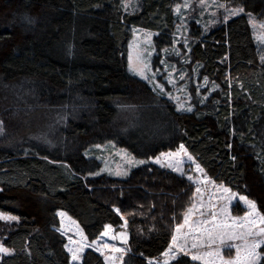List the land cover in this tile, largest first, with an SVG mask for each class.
<instances>
[{"label": "trees", "instance_id": "trees-1", "mask_svg": "<svg viewBox=\"0 0 264 264\" xmlns=\"http://www.w3.org/2000/svg\"><path fill=\"white\" fill-rule=\"evenodd\" d=\"M178 1L140 0L127 13L121 0H0V213L17 218L0 221V243L11 249L0 264H69L57 212L89 243L125 218L122 264L160 261L193 185L148 164L124 178L98 174L100 162L85 155L98 146L146 161L183 145L213 183L264 214V63L246 15L264 19V0H218L245 14L207 30L191 23L189 66L215 88L193 95L190 112L131 75L125 57L132 28L154 33L158 53L173 47ZM59 109L67 119L54 140L29 141L34 117ZM81 264L104 262L86 250Z\"/></svg>", "mask_w": 264, "mask_h": 264}, {"label": "rangeland", "instance_id": "rangeland-1", "mask_svg": "<svg viewBox=\"0 0 264 264\" xmlns=\"http://www.w3.org/2000/svg\"><path fill=\"white\" fill-rule=\"evenodd\" d=\"M139 1L140 0H121V5L125 12L133 13L137 9ZM238 9H241V7L226 6L218 0H203V2L202 0H179L174 8V12L178 18V26L175 31L174 45L171 49L163 50L158 53L153 46V38L155 36L154 33L135 28L130 30L131 37L125 48L126 66L128 72L142 82L148 84L154 91L164 96L176 107L178 111L190 112L188 109H191L192 111L193 108L191 107V100L193 97L201 90L207 89V93H209L215 88V86L204 78L198 79L195 67L189 66L190 62L187 58V54L189 51V44L191 42L190 25L191 23L198 24L203 28V30H207L220 22H225L235 16L245 14L244 10L242 12H238ZM246 15L252 31L253 39L258 49L259 60L261 63H264V19H259L251 14ZM170 54L177 57H169ZM156 57L158 58L154 63V58ZM141 72L143 73V76H146L148 79H144L140 74ZM157 85H159V87H157ZM161 88L163 91H161ZM28 111H30L29 108L27 109V112ZM24 112H26L25 109H23V113ZM25 119L26 123L31 120V118L26 114ZM34 119L33 125L29 124L28 128H26V126H28L26 123L23 124V126L27 129L24 135L28 137L27 139L29 141H37L36 143L40 145L42 143L46 144L50 137L54 140L56 132L63 128L67 115L65 110L59 109L51 111L49 119H43V117L40 116H36ZM48 146L52 147L51 145ZM185 151V149L181 150L179 147L175 151L165 152L180 153L178 157H174L172 159V162H181L180 167L183 170V175L169 168L167 166L169 163L168 158L161 157V154L157 157H160L161 163L164 164L163 167L161 164L155 162L157 157L146 161L140 160L132 156L125 149L111 145L93 147V149L89 151L90 156H88L87 153L85 154L86 157H94L98 162H100L101 169L98 174L124 178L131 170L148 164L167 170L179 177H183L191 185H193L195 189V200L187 212L189 217L188 224H185L184 217L182 223L178 225L183 226L180 228V232L177 233L176 229L178 226H176L172 234V236L177 235L179 237V244H187L188 247L186 250L189 252V255L184 256L183 253H179L176 256V259H168L162 254L159 262L151 261V264H164L166 259H168V264L179 260H187V264H204L203 260L193 261L191 256L193 254L214 251L216 247H220L219 241H217L216 245L209 247L206 242L205 235H202V229L197 227L202 221H211L212 213H216L215 222H225L228 225H234L235 222L233 230L237 233L247 230L246 224L243 227L239 226L241 224V220L239 218L245 217V214L249 211L247 205L239 199L240 196L231 191L230 193L223 192L222 189L225 187L213 183V181H211L204 172H197L195 170V165L197 163L193 158L192 160H189L188 156L190 155L187 151L185 154ZM130 161L132 162L130 163ZM138 161H144V163H137ZM117 173L120 174L118 175ZM188 176H192L193 180L189 181L187 179ZM205 176L210 182H204ZM197 187L200 188V192H196ZM232 194L235 195L231 200H229L228 196ZM225 207L227 208V215L221 211ZM59 213L61 212H57L59 233L65 239V245L75 247V244H69V238H71L72 241H79L81 236L77 229H79L82 233L83 231L73 219L68 217L65 213L64 216L59 215ZM4 215L8 216V214ZM15 220L0 219L1 222L8 224L14 222ZM257 226L264 227V225L259 224L258 220ZM126 227L127 221L125 218H122V226L116 231L111 227L108 236L101 235L105 231L104 228V231L95 240L96 244L92 245V242L89 243L86 239L84 242L92 246L85 249L92 250L100 255L103 258L104 264H110V262L105 261V256H120V253H113L111 249H102L104 255H101L99 251L95 250L97 247L102 248L105 243L116 248L124 249L125 256L128 252L127 235L125 232ZM204 227L211 228L212 225L205 224ZM83 236L85 237L84 233ZM113 236L116 238L112 239ZM249 239H251V237H249ZM171 243L172 238L170 244ZM193 243H197L201 246L199 248H192ZM229 243L233 246H225L221 248V253L226 259L234 258L236 256L235 245L241 244L242 241L233 240ZM85 249L80 254V261L73 262L71 261L70 253H68L65 248L67 254L69 255V264H81ZM167 250L168 248L165 251ZM2 255L6 254L0 253V256ZM206 259L208 258L206 257ZM116 264H122V262L117 259Z\"/></svg>", "mask_w": 264, "mask_h": 264}, {"label": "snow or ice", "instance_id": "snow-or-ice-1", "mask_svg": "<svg viewBox=\"0 0 264 264\" xmlns=\"http://www.w3.org/2000/svg\"><path fill=\"white\" fill-rule=\"evenodd\" d=\"M203 2V0H202ZM238 12H242L243 9H238ZM26 22L31 23L32 20L30 17H25ZM131 69V66H130ZM141 76L144 79H148L146 76H143V73H140ZM159 87V85H157ZM161 91L163 89L161 88ZM188 111H191V109H188ZM3 122L0 121V132H3ZM230 148L231 145H228ZM180 149L183 150L184 146L180 145ZM186 154V151H185ZM180 155L179 152L177 153H161V157H166L169 160L168 167L171 168L173 171L179 172L181 175H183V170L180 167V161H177L175 163L172 162V159L174 157H178ZM189 160H192L191 156H188ZM235 160V157L232 158ZM132 161H130L131 163ZM155 162L158 164H161L163 167L164 164L161 163L160 157H157L155 159ZM137 163H144V161H138ZM195 170L197 172L203 173V169L200 167L199 164L195 165ZM118 175L120 173H117ZM126 175V173H125ZM187 179L189 181L193 180L192 176H188ZM204 182H210L208 181V178L205 176ZM223 192L230 193V189L223 188ZM196 192H200V188H196ZM235 194L229 195L228 199L231 200ZM240 200H242L248 207L249 211L245 214V217L239 218L241 220L240 227H243L245 224L247 225V230L244 232L237 233L233 230L234 225H228L225 222H215L216 221V213H212V220L211 221H202L197 227L202 229V235H205L206 242L209 247H212L213 245L217 244V241H219L220 247H216L214 251L201 253V254H193L191 256V259L193 261L203 260L204 264H264V227H258L257 226V220L259 221L260 225H264V214H261L260 211L257 210V204L255 201L248 199L246 196H240ZM119 212V209L116 210ZM225 215H227V208L221 210ZM59 215L64 216L65 214L63 212L59 213ZM0 219L4 220H15L17 219L15 216H5L3 213H0ZM188 215H185V224H188ZM205 224H211V228H205ZM183 226H178L176 231L177 233L180 232V228ZM111 229V225L105 226V231L101 234L102 236H108L109 230ZM255 229V230H254ZM79 232L81 239L79 241H72L71 238H69V244H75V247H70L69 245H65L67 252L70 253L71 261H80L81 259V253L84 251L85 248L91 247L92 245L96 244V241L92 242V245H89L85 243L86 237L83 236V233L80 232L79 229H77ZM251 237V239H249ZM116 237L113 236L112 239H115ZM179 237L177 235L172 236V243L168 246V250L163 253V255L168 259H176V256L179 253H183L184 256H188L189 252L187 249V244H179L178 243ZM233 240H240L242 241L241 244L235 245L236 249V256L234 258H228L226 259L222 253L221 248L222 247H232L233 245L229 243ZM201 245L197 243L192 244V248H199ZM102 249H111L113 253H120L119 257L115 256H105V261L110 262V264H116V260L119 259L121 262H123L125 251L121 248H116L114 246H111L107 243L103 244L102 248L97 247L95 250L99 251L101 255H104V252ZM0 253L4 254H11V249L5 247L2 243H0ZM206 257L208 259H206ZM168 259L164 261V264H168ZM151 264V261L149 262ZM179 264V262H178Z\"/></svg>", "mask_w": 264, "mask_h": 264}, {"label": "crops", "instance_id": "crops-1", "mask_svg": "<svg viewBox=\"0 0 264 264\" xmlns=\"http://www.w3.org/2000/svg\"><path fill=\"white\" fill-rule=\"evenodd\" d=\"M88 250V249H85V251Z\"/></svg>", "mask_w": 264, "mask_h": 264}]
</instances>
